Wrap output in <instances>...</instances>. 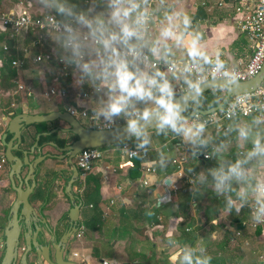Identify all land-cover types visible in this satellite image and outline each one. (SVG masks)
<instances>
[{"label": "clouds", "instance_id": "clouds-1", "mask_svg": "<svg viewBox=\"0 0 264 264\" xmlns=\"http://www.w3.org/2000/svg\"><path fill=\"white\" fill-rule=\"evenodd\" d=\"M36 5L54 54L74 69L75 87L91 89L79 103L98 137L111 135L117 145L134 139L136 151H124L139 159L153 134L171 132L192 161L198 154L216 161L199 173L194 164L180 171L189 176L193 198L211 189L223 200V217L247 207L250 222L264 224V79H245L219 49L209 51L184 0H36ZM0 31L7 29L0 25ZM206 91L213 97L207 104ZM233 140L236 151L229 158ZM170 159L159 153L161 170ZM170 181L174 185L176 179ZM170 261L211 264L212 256L204 247L185 246Z\"/></svg>", "mask_w": 264, "mask_h": 264}, {"label": "crops", "instance_id": "crops-1", "mask_svg": "<svg viewBox=\"0 0 264 264\" xmlns=\"http://www.w3.org/2000/svg\"><path fill=\"white\" fill-rule=\"evenodd\" d=\"M218 1L184 0V3L186 10L193 17L194 27L204 33L209 51L219 49L223 53L222 59L229 61L230 65H243L252 53V44L248 36L238 30L234 8L242 1L253 3L254 0H224V4L220 7L217 6ZM73 2H80V0H73ZM201 2L206 4L205 7L200 5ZM0 11L28 13L31 16L42 14L36 5V0H0ZM5 46L6 50H4ZM54 48L55 44L47 34L27 30L11 36L8 30L0 31V62H2L0 63V117L8 120L11 118L10 114L12 116L44 115L55 111H68L69 108L86 111L79 102L85 101L92 95L91 89L87 85L83 88L75 87L72 76L74 69L66 81L57 77V57L53 52ZM37 56L43 59L39 63H34L33 59ZM12 60L22 62L23 67L12 66L10 64ZM35 66H39L38 69ZM37 70L42 71L44 75L42 77L38 75ZM19 84L29 88L31 95L27 96L25 92L17 91ZM50 88L56 89L57 93L47 99L45 93ZM59 91L65 92V95L61 96ZM84 94L87 96L85 97ZM88 115H91L90 111ZM76 119L82 125L84 122L87 123V128L94 127L86 118L77 116ZM223 122L227 123V121ZM51 123L46 125L50 130L56 125L65 128V124L60 121H57L55 126ZM121 123L125 122L122 119L117 121L118 125ZM209 127L215 135V126ZM5 132L6 128H0L2 147ZM11 138V135H7L6 142ZM151 139L152 144L148 147L146 162L157 170L155 177H147L142 173L141 158L129 159L120 152V147L125 144H114L102 148L105 152L104 158L95 163L91 172L96 173L102 182L103 199L98 204L102 213V225L100 231H91L85 227L83 238L80 240L74 238L70 247L72 252L79 253V258L70 259L80 264H98L102 260H107L111 264H171L170 255L176 248L192 246L204 247L207 254L212 256L211 264H261L264 262V224L252 228L249 225L246 208L238 216L233 213L227 218L223 217L222 198L215 196L211 189L206 190L202 196L193 198L191 184L186 179V176L189 177L187 174L181 179L173 176L176 182L173 192L167 199L168 192L162 185V180L173 173L174 168L170 162L179 152L187 154V160L182 169L194 164L197 173L217 166L216 161L203 160L199 154L197 160L192 161L185 145L179 138L178 140L173 138L171 132L167 136L153 134ZM23 142L30 141H27L24 136ZM126 145L134 148L136 142L133 139ZM31 146L25 151H28ZM210 150L209 148L205 151ZM235 151L233 140L228 153L229 158L234 157ZM160 152L171 157L166 162L164 170H161L159 165ZM17 153L19 152L15 154ZM30 159H32L31 155ZM134 160L138 161L139 165L138 163L134 165ZM104 164L111 166L114 170L108 175L107 180H103L100 173ZM26 170V168L23 170V176ZM8 173L7 163L5 171L0 175L3 188L10 185ZM147 178L151 181L150 185H142V180ZM81 195L80 193V197ZM179 202L185 204V209L177 207ZM83 204L79 222L84 224V214L93 207L84 202ZM49 209L41 210L37 208V205L34 206L36 213L43 218L47 217L44 211ZM147 212H153L154 215L148 216ZM66 218L64 215V219L56 225L66 222ZM169 233H172L171 238Z\"/></svg>", "mask_w": 264, "mask_h": 264}, {"label": "water", "instance_id": "water-1", "mask_svg": "<svg viewBox=\"0 0 264 264\" xmlns=\"http://www.w3.org/2000/svg\"><path fill=\"white\" fill-rule=\"evenodd\" d=\"M254 76L264 79V62ZM7 120L6 132L2 138V145L4 147V156L9 165L8 179L9 184L15 198L9 208L7 222L3 228L0 242L3 243L2 258L0 264H80L70 259L69 250L72 238L77 231L79 224V215L81 204L76 202V198L71 194V185L74 178L77 177V170L71 163V159L77 154L90 148H102L109 145H114L111 135H105L104 138L97 136L96 128H87L82 125L76 117L69 114L68 111H55L48 114H18L12 116ZM60 121L65 124V128L60 126L53 128L49 132L38 133L35 141L28 151L22 152V157L15 153L20 152L21 142L24 140L25 133L28 127L41 124ZM125 124V123H124ZM124 124L119 125L121 128ZM63 134H72L77 137L69 146L61 151L66 152L68 161L71 164L72 175L66 183L64 193L71 202V207L66 212V227L64 230H50L46 224L45 219H39L36 211L29 203V196L36 187L35 176L38 166L49 155H41L42 146H38L40 137L49 136L56 132ZM11 135V140L6 142V136ZM24 135V136H23ZM53 145V143H49ZM37 152V157L32 161L29 156ZM26 174L23 176V170ZM37 223L45 227L48 232L49 239L43 237L42 243L36 240L37 234L41 232V227ZM35 225V232L31 233V227ZM25 227L29 231L25 234V250L18 259V244L21 228ZM34 253L35 258L30 260ZM261 264H264L262 262Z\"/></svg>", "mask_w": 264, "mask_h": 264}, {"label": "built area", "instance_id": "built-area-1", "mask_svg": "<svg viewBox=\"0 0 264 264\" xmlns=\"http://www.w3.org/2000/svg\"><path fill=\"white\" fill-rule=\"evenodd\" d=\"M224 0H219L217 3V6L220 7L224 3ZM201 6L205 7V3L201 2ZM234 12L237 18V28L241 33H245L249 41L252 44V53L247 60L246 63L243 65H239V71L241 72L242 76L245 79L252 78L259 69L261 68L263 62H264V0H254L253 3H247L242 1L238 5L235 6ZM42 19V14L38 16H31L28 13H20V12H9L5 13L0 11V25H3L5 29H7L11 36H15L19 34L21 31H37L40 34H47L46 30L41 28L38 21ZM4 50H6V47H4ZM41 57V56H39ZM34 63H39L40 61H37L36 57L33 59ZM10 64L17 68H22L23 63L17 62L15 60H12ZM56 67H57V77L60 78L63 81H66L69 79L70 74L72 72L73 67L68 66L65 67L64 64L57 59L56 61ZM17 91H23L26 93L27 96L31 95V91L29 88H26L25 86L19 84L17 86ZM57 93V90L54 88H50L45 93V98L49 99L51 96L55 95ZM61 96L65 95V92L59 91L58 92ZM86 97L87 94H84ZM69 114H71L74 117L80 116L82 118H85L83 113L85 111H78L76 108H69L68 109ZM76 113H79L80 115H76ZM91 116V115H88ZM223 120V117H221ZM7 126L6 119L0 117V128L5 129ZM175 138V137H173ZM178 140V138H175ZM125 147L128 149L129 152L136 151V147H128L127 145H122L120 147V152L125 154L127 158L131 159L133 156H131L129 153L125 152ZM103 148V147H102ZM102 148H90V149H84L80 151L75 160V166L78 170V173L80 175L82 185L83 182L88 174H90L95 166V163L100 162L105 155V152L102 150ZM185 152H179L175 157L171 159L170 164L174 168L173 173L165 176V178L162 180V185L166 188L168 192V198L170 197V193L173 192L174 185L171 184V179L174 177L178 178H184V176H179L180 171L183 168V165L186 163L187 157ZM140 158L143 160V164L141 166V171L144 175L147 177H155L157 174V170L147 164V152L142 153ZM201 158L203 160L205 159L204 155H201ZM7 165V161L4 156L3 147L0 145V175L3 174L5 171V167ZM114 170L111 166L104 164L102 166V169L100 171L103 180L108 179V175L112 173ZM186 179L189 180V177L186 176ZM2 178L0 176V185ZM142 185L149 186L151 181L147 179L142 180ZM175 184V183H174ZM81 190V189H80ZM158 220H160L158 218ZM249 225L252 228H257L260 225H253L251 222ZM85 232V227L82 222H79L77 231L74 235V238L76 240H80L83 238ZM79 253L78 252H72L71 259H78ZM262 259V257H261ZM98 264H111L107 260H102Z\"/></svg>", "mask_w": 264, "mask_h": 264}, {"label": "trees", "instance_id": "trees-1", "mask_svg": "<svg viewBox=\"0 0 264 264\" xmlns=\"http://www.w3.org/2000/svg\"><path fill=\"white\" fill-rule=\"evenodd\" d=\"M238 1V0H236ZM205 96L207 97V100L205 103H209L212 101L213 97L210 91L205 92ZM57 121L52 122L53 126H55ZM124 123H121L122 125ZM47 123H41V124H35L33 126H30V129H27L25 133V137L27 141L30 142H23V147L25 149L29 148L33 141L35 136L38 133L41 132H48L50 129L47 128ZM33 127V129H31ZM94 128V127H92ZM56 134L50 135V136H43L40 139V144L43 142L51 141L52 138H54ZM131 141V140H130ZM128 141L127 143H129ZM117 145V144H115ZM122 145V144H121ZM35 156L32 155L31 158ZM57 163H60L59 161H56ZM138 161L134 160L133 164H137ZM43 163L39 165L36 176H35V182L37 183L33 193L31 194V205L34 207L35 205L40 204H47V203H55L56 201L62 199L67 200V197L63 193V186L64 183L67 180V177L65 179H57L55 175L57 174L56 170L53 168H46L42 170V167L44 166ZM139 165V163L137 164ZM65 176L67 175L64 172ZM101 186L102 182L99 178V176L96 173H90L86 176L83 190L81 192V199L85 204L92 205V209L85 213L83 216L84 220V227L91 231H100V227L102 225V213L98 208V204L102 201V194H101ZM15 193L11 189L10 185L3 188V190L0 193V228H4L7 222L8 212L9 208L12 204V200H10V196L14 195ZM177 207L184 208L185 204L179 202ZM246 208V213H249V209ZM41 210H44L45 208H40Z\"/></svg>", "mask_w": 264, "mask_h": 264}, {"label": "flooded vegetation", "instance_id": "flooded-vegetation-1", "mask_svg": "<svg viewBox=\"0 0 264 264\" xmlns=\"http://www.w3.org/2000/svg\"><path fill=\"white\" fill-rule=\"evenodd\" d=\"M55 127H58V125H56ZM55 134H56V136L54 138H52L51 141H47V142L42 143V144L38 143V146H42L43 145L42 148H41V155H47V154L49 155V157H47L44 161L50 160V161L54 162L53 169H55L56 172H57L55 177L57 179H65L67 177V180H66V182L64 183V186H63V193H64V188L66 186V183L71 178L72 170H71V164L68 161V156L66 155L67 153L63 152L61 150L66 148L67 146H69L73 141H75L77 139V137L72 135V134H63V133L58 132V131ZM22 142H21V145H20L21 151L19 153H17V155L19 157H22V152L25 151V148L23 147ZM49 143H53L54 146L50 145ZM44 148L46 150H43ZM34 154H35V156L32 159H30V161H32L33 159H35L37 157V152L36 151L32 155H34ZM75 160H76V156L71 159V163L74 166H75ZM56 161H59L60 163H57ZM39 165H41V163ZM75 168H76V166H75ZM64 172L67 174L66 176H65ZM81 187H82V181H81L80 175H79L78 170H77V177L74 178V181H73V183L71 185V194L73 195V197L76 198V202L81 204V210H82V208L84 207L83 206L84 204H83V201H82V199L80 197V193L82 192ZM79 189H81L80 192H79ZM65 196H66V194H65ZM30 198H31V195L29 196V203L31 204ZM63 200L67 202L68 210H69V208L71 207V202L69 201L68 198H67V200H65V199H63ZM54 206L55 205H53L51 203H47V204L43 203V204L38 205L37 208H53ZM81 210H80V214H81ZM37 215H38L39 219H43V217L40 214H37ZM59 225H55V228H53V229L49 228V229L50 230H55V231L58 232L59 227H61V231H62L66 227V222H62ZM37 226H40V225L37 223ZM40 227H41V232H39L37 234L36 240L39 243H42L43 237L45 236L46 239H49V235H48V232L45 230V227L43 225H41ZM35 228H36V226L32 225V227H31V233L32 234L35 232ZM28 231L29 230L27 228H25V227L21 228L20 235H19V244H18V259L21 256V254L23 253V251L25 250V234ZM2 232H3V229L0 228V239L2 237ZM73 240H74V238H72V241ZM2 252H3V243L0 242V259L2 258ZM67 252H68V249H67ZM31 254L33 255V258H35L34 253L32 252Z\"/></svg>", "mask_w": 264, "mask_h": 264}, {"label": "rangeland", "instance_id": "rangeland-1", "mask_svg": "<svg viewBox=\"0 0 264 264\" xmlns=\"http://www.w3.org/2000/svg\"><path fill=\"white\" fill-rule=\"evenodd\" d=\"M39 66H35V68L38 69ZM85 127L88 126L87 123H83ZM54 167V162L50 161V160H46L44 163V166L42 167V170L46 169V168H53ZM3 190V187H1L0 185V193ZM80 192V189H79ZM14 195L10 196V200H13ZM53 205H55L53 208H50L49 210H45L44 214L48 217H45V221L47 226L50 229L55 228L54 225H56L57 223H59L61 220L64 219V215H66L67 209H68V204L66 201H64L62 198L58 201H56L55 203H53ZM54 223V224H53ZM61 231V229H60ZM72 247H70L69 249V254H70V258H71V254H72ZM30 260H33V257L30 258ZM74 260V259H73Z\"/></svg>", "mask_w": 264, "mask_h": 264}]
</instances>
